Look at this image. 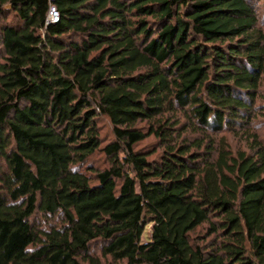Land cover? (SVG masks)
Here are the masks:
<instances>
[{
    "label": "trees",
    "instance_id": "trees-1",
    "mask_svg": "<svg viewBox=\"0 0 264 264\" xmlns=\"http://www.w3.org/2000/svg\"><path fill=\"white\" fill-rule=\"evenodd\" d=\"M260 17L253 0H0V264H264ZM237 126L250 153L216 140ZM152 136L154 161L136 150ZM99 152L109 166L85 169Z\"/></svg>",
    "mask_w": 264,
    "mask_h": 264
},
{
    "label": "rangeland",
    "instance_id": "rangeland-1",
    "mask_svg": "<svg viewBox=\"0 0 264 264\" xmlns=\"http://www.w3.org/2000/svg\"><path fill=\"white\" fill-rule=\"evenodd\" d=\"M253 1L258 2L259 12L261 16L260 17L261 22L259 24V28H261L264 31V0H253ZM259 94L260 96L256 104L257 117L255 118V121L252 125V130L250 131L252 134H257L260 139V142L263 143L264 145V78L262 82L261 91ZM180 120L182 122L181 127L183 126L185 129H187V131L186 133H184L185 132L184 129H182L181 127H178L176 129H179V130L180 128L182 129L180 130L179 133L183 132L184 136L188 137L189 139H195V138L200 137L198 133L193 132L194 130L188 129L187 127L188 121L183 116H180ZM99 126H100L99 130H100V135L102 138L103 145H107L108 143L113 142L114 135H113V127L111 123L106 118H102L100 120ZM141 126H145V125H141ZM247 130H248L247 126L246 128L237 126L235 133L223 132L221 135H219V137H217L216 140L225 138L226 145L234 154L238 152L250 153L249 143H248L249 142L248 139L250 136L246 134ZM136 150H143L145 153H148L150 160L154 161L159 158L160 153L163 151V147L161 146V143L159 142V140L152 136V137H148L143 142L139 143L136 146ZM108 166H109V162L106 159L105 154L102 152H99L87 163V166L85 167V169L89 167L104 169ZM44 220H45L44 218L39 216L37 224H40L42 227H45L46 221L44 222ZM50 224L60 225V223L58 222V219H52ZM207 232H208V226H205L199 229L195 234H193V237H196V238L199 237V239L197 238L198 242L203 243L206 240H208ZM150 233H151V229L147 228L146 233L143 238L144 241H148L150 239ZM93 253L95 255H98L100 253V250L99 249L94 250Z\"/></svg>",
    "mask_w": 264,
    "mask_h": 264
},
{
    "label": "built area",
    "instance_id": "built-area-1",
    "mask_svg": "<svg viewBox=\"0 0 264 264\" xmlns=\"http://www.w3.org/2000/svg\"><path fill=\"white\" fill-rule=\"evenodd\" d=\"M59 20V14L56 8L52 7L49 12L48 23H56Z\"/></svg>",
    "mask_w": 264,
    "mask_h": 264
}]
</instances>
